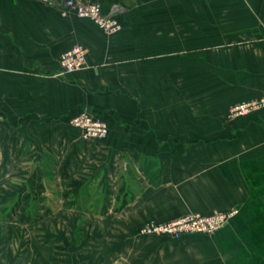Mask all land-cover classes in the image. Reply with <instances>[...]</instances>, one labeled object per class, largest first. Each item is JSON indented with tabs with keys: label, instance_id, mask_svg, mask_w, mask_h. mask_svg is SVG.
Listing matches in <instances>:
<instances>
[{
	"label": "crops",
	"instance_id": "obj_1",
	"mask_svg": "<svg viewBox=\"0 0 264 264\" xmlns=\"http://www.w3.org/2000/svg\"><path fill=\"white\" fill-rule=\"evenodd\" d=\"M64 1L0 0V264H264V108L229 117L264 97V0H134L112 36ZM75 45L86 68L58 76ZM235 208L213 235L140 234Z\"/></svg>",
	"mask_w": 264,
	"mask_h": 264
},
{
	"label": "built area",
	"instance_id": "obj_2",
	"mask_svg": "<svg viewBox=\"0 0 264 264\" xmlns=\"http://www.w3.org/2000/svg\"><path fill=\"white\" fill-rule=\"evenodd\" d=\"M102 5L95 1L65 0L62 4L63 16L74 14L79 19L89 20L103 33L112 36L123 30V24L113 14L105 15ZM88 49L75 45L60 56L61 71L58 76L79 72L87 66ZM264 108V97L248 100L233 105L229 117L239 118L249 116ZM70 124L82 131L85 140L100 141L109 134L108 124L88 111L75 116ZM238 211L230 209L212 215L190 213L166 223L149 222L140 229V234L146 236H166L180 239L185 235H213L234 217Z\"/></svg>",
	"mask_w": 264,
	"mask_h": 264
},
{
	"label": "trees",
	"instance_id": "obj_3",
	"mask_svg": "<svg viewBox=\"0 0 264 264\" xmlns=\"http://www.w3.org/2000/svg\"><path fill=\"white\" fill-rule=\"evenodd\" d=\"M95 2H99L102 6V12L105 15H110L112 13V9L115 5H121L127 8H130L134 5V0H97ZM115 17H117L120 22L123 24L121 18L117 14H113ZM78 18V17H77ZM124 28V25H123ZM97 117V116H96ZM99 118V117H98ZM121 197V196H120ZM125 202L120 203V207L124 205Z\"/></svg>",
	"mask_w": 264,
	"mask_h": 264
}]
</instances>
